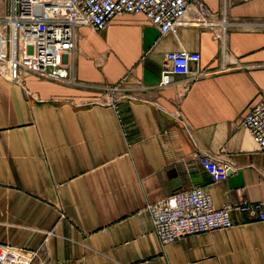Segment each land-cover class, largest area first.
I'll return each instance as SVG.
<instances>
[{
	"label": "crops",
	"instance_id": "obj_1",
	"mask_svg": "<svg viewBox=\"0 0 264 264\" xmlns=\"http://www.w3.org/2000/svg\"><path fill=\"white\" fill-rule=\"evenodd\" d=\"M175 33L141 14L76 29L82 88L21 72L0 76V244L38 251L31 264H264V220L233 211V226L162 245L150 203L202 187L215 208L263 203L264 151L243 126L264 92V1L199 0ZM200 56L161 86L165 55ZM225 69V70H223ZM128 89L114 106L107 88ZM209 156L228 175L212 183ZM50 233V234H49Z\"/></svg>",
	"mask_w": 264,
	"mask_h": 264
},
{
	"label": "built area",
	"instance_id": "obj_2",
	"mask_svg": "<svg viewBox=\"0 0 264 264\" xmlns=\"http://www.w3.org/2000/svg\"><path fill=\"white\" fill-rule=\"evenodd\" d=\"M0 4V76L13 82H19L21 72H25L70 86L99 88L74 78L76 29L89 26L96 32L102 31L114 16L141 14L161 34H167L175 33L188 10L194 9L196 18L190 24L214 27L209 23L210 11L199 0H0ZM199 60L196 52L167 53L159 84L169 85L176 76H202L200 70L191 71V65ZM123 84L124 81L106 89L108 104L114 106L119 97L127 95ZM242 124L258 149L264 151V92L257 93L248 105ZM199 163L212 183L226 179V165L205 155L199 157ZM262 206L263 203L245 201L218 209L202 187H193L150 203L146 209L153 234L162 245H167L189 235L231 228L233 211L264 220ZM37 255V250L0 244V264H31Z\"/></svg>",
	"mask_w": 264,
	"mask_h": 264
},
{
	"label": "rangeland",
	"instance_id": "obj_3",
	"mask_svg": "<svg viewBox=\"0 0 264 264\" xmlns=\"http://www.w3.org/2000/svg\"><path fill=\"white\" fill-rule=\"evenodd\" d=\"M7 3V5H8V2H6ZM0 5H2V4H0Z\"/></svg>",
	"mask_w": 264,
	"mask_h": 264
}]
</instances>
